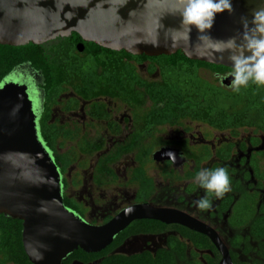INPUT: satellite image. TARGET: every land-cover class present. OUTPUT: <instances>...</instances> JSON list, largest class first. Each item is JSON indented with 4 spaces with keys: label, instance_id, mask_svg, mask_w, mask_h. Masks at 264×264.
<instances>
[{
    "label": "flooded vegetation",
    "instance_id": "1",
    "mask_svg": "<svg viewBox=\"0 0 264 264\" xmlns=\"http://www.w3.org/2000/svg\"><path fill=\"white\" fill-rule=\"evenodd\" d=\"M139 66H144L148 75H156V79L141 76ZM149 67V60L137 63L138 79L135 80L113 74L106 76L97 67L94 76H84L71 85H65L57 103L50 108L48 123L60 131L57 146L58 153L62 155L61 167L68 160L67 150L71 152V161L61 173L66 190L70 185L75 187L78 184L75 178L69 180L66 173L71 166L83 162L78 159L81 154L78 152L85 151L87 142L80 140L64 144L70 138L66 128L72 127L52 119L55 108L64 113L82 108L84 118L90 120L88 125H92V120H103L108 131L118 135L126 123L122 125L116 121L110 110L100 107L97 100L105 96L123 104L131 116L130 132L107 161L122 151L133 152L139 141L149 139L147 146L134 153L129 176L124 177L125 185L132 184L133 192L129 197L124 193V196L115 195L112 201L105 202V196L99 197L97 192L95 196L93 191L90 192L93 209L99 211V218L87 220L88 208L84 199L67 194V199L76 204L82 215L67 208L81 218L101 225L121 210L143 203L177 213L172 214L173 220L168 218L169 222L155 218L133 219L98 251H103L102 254L88 262L74 258L70 264H100L105 257L114 258L115 264L133 258L156 264H169L168 259L171 263L173 261L172 264H264V131L254 126L238 127L234 131L221 130L191 119L186 105L171 104L160 92L159 85L165 82L156 67L153 71H149ZM17 71L34 76L42 84L40 71H34L28 64L15 67L11 79L16 77ZM205 71L201 67L198 70L204 80L227 86L232 82L227 80L231 72L220 75ZM186 123L207 131L205 134L197 129L190 131ZM160 128L168 129L167 133L159 132ZM171 129L177 132L174 134ZM97 146L95 144L94 148ZM169 151L176 154L175 163L163 155ZM146 163H155L154 173L147 171ZM215 167H227L231 176V191L222 198L207 193L195 180V174L201 169ZM105 171L110 173L108 169ZM205 196L211 200L212 207L200 210L194 202ZM181 217L191 220L193 228L179 222L183 220ZM104 249H107L105 253ZM3 260L0 254V262ZM5 264L14 263L8 261Z\"/></svg>",
    "mask_w": 264,
    "mask_h": 264
},
{
    "label": "water",
    "instance_id": "2",
    "mask_svg": "<svg viewBox=\"0 0 264 264\" xmlns=\"http://www.w3.org/2000/svg\"><path fill=\"white\" fill-rule=\"evenodd\" d=\"M232 6L231 13L216 16L208 33L214 41L236 36L240 42L241 18L250 22L264 0H232ZM180 7L177 0H0V47L41 44L75 32L83 41L132 55L181 51L189 59L232 68L227 52H214L210 42L197 40L195 27L190 40L184 38ZM11 72L0 82V218L22 225L23 249L32 264H70L82 251L98 252L133 219L169 222L167 215L177 212L146 203L125 208L101 225L67 208L59 166L41 132V81L25 74L11 79ZM189 221L179 220L193 228Z\"/></svg>",
    "mask_w": 264,
    "mask_h": 264
},
{
    "label": "trees",
    "instance_id": "3",
    "mask_svg": "<svg viewBox=\"0 0 264 264\" xmlns=\"http://www.w3.org/2000/svg\"><path fill=\"white\" fill-rule=\"evenodd\" d=\"M79 43H83L82 52L77 49ZM147 60L150 61L149 71L156 67L165 82L159 85L160 92H163L171 104L186 105L191 119L221 130L234 131L238 127L254 126L264 131V86L250 83L237 92L232 83L227 86L204 80L198 74L200 67L210 74L220 75L232 72V68L192 60L181 51L158 56L132 55L124 50L115 51L83 41L77 33L72 32L66 37H56L41 44L0 47V82L21 64H28L34 71H40L44 91L41 132L45 146L62 173L66 164L71 161V152L70 149L67 150L68 160L61 167L59 161L61 162L62 155L58 153L57 146L60 131L48 123V120L50 108L57 103L65 85H71L84 76H94L97 67L106 76L113 74L135 80L138 79L135 65ZM67 207L82 215V211L70 199H67ZM21 231V224L0 218V254L4 257L0 264L8 261L14 264H32L24 252ZM106 250L104 249V253ZM102 252L82 251L75 259L88 262ZM113 259L105 257L100 264H115ZM137 259L121 261V264H156ZM168 263L172 264L173 261L171 263L168 259Z\"/></svg>",
    "mask_w": 264,
    "mask_h": 264
},
{
    "label": "rangeland",
    "instance_id": "4",
    "mask_svg": "<svg viewBox=\"0 0 264 264\" xmlns=\"http://www.w3.org/2000/svg\"><path fill=\"white\" fill-rule=\"evenodd\" d=\"M138 72L141 76L147 79H156V75H148L145 71L144 66L138 67ZM205 73H208L205 71ZM16 74L19 76L24 75L22 72L17 71ZM100 107H106L107 110H110V114L113 118L126 125L121 127V133L118 135L111 134L108 129L105 127V122L103 120H92V125H88L87 123L90 121L84 118L83 109H79L77 111L64 113L61 112L58 108H55L52 111V119L61 124H68L72 128H66L68 132V137L66 139L65 145L74 144L76 141H84L87 142V148L85 151L78 152L81 153L79 155V160L83 161L80 164L84 166H80V164L73 165L69 168L66 173V177L70 180L75 178L77 181V185L73 187L72 185L67 188L66 192L69 196L78 197L84 199L86 207L88 211L86 213V219L90 220L94 217L99 218L98 210L93 209V204L90 200V192H94L96 196L97 192L99 197L105 196L106 201H112L113 197L116 196H124V193L127 194V197L133 192L132 184L129 186L125 185L124 177L129 176L130 165L135 158L134 153L139 150L142 146L148 143L147 140L143 139L139 141L137 147L133 148V152H121L116 158L113 160H106L111 155H114L116 151L119 149V142L124 139H127L130 129V113L126 108L121 105L120 102L114 101L108 97H100L97 100ZM145 105L146 99H144ZM84 105V102L82 103ZM128 122V123H127ZM76 125H75V124ZM74 125V126H73ZM188 130L195 131L197 126L194 124L189 125L185 124ZM201 133H206L207 130L200 127L197 129ZM168 129L160 128L159 132L167 133ZM171 131L177 132L174 129ZM97 144L98 148H94V145ZM145 146V147H146ZM92 162V166H88V163ZM99 163V164H97ZM95 164V165H94ZM155 165V163H153ZM152 163H146L145 168L149 173H154L153 170L154 165ZM156 166V165H155ZM105 169H108L110 173L106 172ZM93 179L90 178L91 175ZM103 200V199H102ZM124 200V198H122ZM100 208V206H97Z\"/></svg>",
    "mask_w": 264,
    "mask_h": 264
},
{
    "label": "clouds",
    "instance_id": "5",
    "mask_svg": "<svg viewBox=\"0 0 264 264\" xmlns=\"http://www.w3.org/2000/svg\"><path fill=\"white\" fill-rule=\"evenodd\" d=\"M177 2L181 5L177 9L182 17L181 25L187 27L184 38L190 40L191 30L195 27L199 33L198 41L210 42L209 46L214 52L228 53L227 59L232 64L231 83L235 91L239 92L250 83L264 86V8L255 10L250 22L246 17L241 18L244 31L240 35V42L236 36L230 37L227 41H214L208 33L214 26L218 14L225 11L231 13L234 10L232 0H177ZM220 58L223 59V56ZM163 155L173 163L176 162L175 153L169 151ZM195 180L207 193H214L217 198H222L231 191V176L227 167L201 169L195 174ZM194 203L200 210L212 207L207 196ZM133 210L128 209L129 212Z\"/></svg>",
    "mask_w": 264,
    "mask_h": 264
},
{
    "label": "bare ground",
    "instance_id": "6",
    "mask_svg": "<svg viewBox=\"0 0 264 264\" xmlns=\"http://www.w3.org/2000/svg\"><path fill=\"white\" fill-rule=\"evenodd\" d=\"M167 217H168V218H169V217L173 218V217H172V214H168Z\"/></svg>",
    "mask_w": 264,
    "mask_h": 264
}]
</instances>
